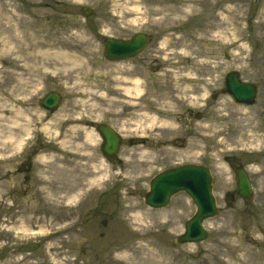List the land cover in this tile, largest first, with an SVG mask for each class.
Wrapping results in <instances>:
<instances>
[{"label":"rangeland","instance_id":"obj_1","mask_svg":"<svg viewBox=\"0 0 264 264\" xmlns=\"http://www.w3.org/2000/svg\"><path fill=\"white\" fill-rule=\"evenodd\" d=\"M170 1L0 0V114L8 117L0 120V264H128L129 260L119 255L123 254L119 246L126 234L117 228L124 231L125 226L132 233L139 225L145 228L151 223L155 224L151 235L160 246L192 264H229V241L252 245L254 253H264V158L251 169L253 195L247 200L235 198L231 205L226 197L233 184L229 170L233 116H243L237 120L248 134L255 120L250 116L258 111L257 124L264 131V0L204 2V12L213 6L210 35L224 47L214 53L187 50L188 57L190 54L198 60L197 66L189 62L181 73L190 72L195 77L172 81L169 90H160L158 87L167 81L156 78L168 70L177 77L185 66L178 60L186 49L180 43H169L168 37L202 21L193 13L181 20L189 18L183 26L168 28L165 22H158L164 9H155L164 8ZM80 6L93 8V14L85 16ZM127 10L131 13L123 15ZM27 30L38 32L39 38L52 35L44 46L36 48L41 59L36 63L23 60L15 46V37ZM138 31L150 34L149 51L154 52L149 53L153 61L146 69L133 66L131 61L105 58L104 37ZM28 63L35 64L28 67ZM232 70L257 84V99L250 108L240 107L225 91V74ZM135 78L142 84L138 91L133 89ZM107 81H111L110 88ZM50 89L63 93L55 112L37 102ZM7 96L11 99L4 103ZM74 98L83 100L73 103ZM109 102L112 110L102 113ZM189 104H196L200 116L193 117L191 128L186 126L181 131L183 123L178 115ZM21 109L27 116L22 117ZM30 117L38 124L30 122ZM104 120L123 135L120 164H109L104 158L109 164L105 167L102 138L95 129L96 122ZM17 121L28 127L22 128ZM7 130L19 132L16 141L7 138ZM182 132L188 133L191 148L202 149L201 155L178 153L175 145L176 149L163 148V152L175 153V161L183 162L182 157L186 162L211 167L219 212L205 221L208 239L174 246L184 222L196 210L195 203L181 191L168 206L153 208L139 191L148 187L159 167L176 163L166 157L151 166L155 162L150 158L158 152L152 146L170 142ZM142 136L148 139L145 145L133 141ZM247 136L250 143L257 142L250 139L252 134ZM262 137L264 142V134ZM28 153L36 154L32 166L18 172L17 162ZM73 161L77 170L72 191L67 192L69 184L64 176L66 171L71 173L68 166ZM59 168L65 173L63 177L56 173ZM96 177L101 179L92 181ZM113 183L117 190L109 191ZM57 187L63 190L58 192ZM77 192L80 195L73 199ZM43 195L63 203L62 215L52 208L28 210ZM139 215L142 221L137 222L135 216ZM23 228L29 230L23 232Z\"/></svg>","mask_w":264,"mask_h":264},{"label":"bare ground","instance_id":"obj_2","mask_svg":"<svg viewBox=\"0 0 264 264\" xmlns=\"http://www.w3.org/2000/svg\"><path fill=\"white\" fill-rule=\"evenodd\" d=\"M204 2H208V0H171L170 3H166L164 8H157L155 9L158 12H161L162 9H164V12L162 13V15H160V19H155L158 22H165L166 25L168 26V28L170 27H175V26H183L185 23H187L188 19L184 20L183 22H181V20L188 16V14H193L194 16L199 17L200 19H202L201 22H196L195 24H193V26L187 30H184L183 33L181 32L180 35H171L170 37H168V41L169 43H180V45L182 44L184 46V48L186 49L184 51L183 56H181V58L178 60L179 63L185 64V66H183L182 68H180V70L178 71L179 73H177V77H172L171 73L172 71H166L165 72V76H160L158 78H156V81L158 82H165V80L167 81L166 84L162 87H158V89L160 90H169L170 89V83L173 81L174 83H178L180 81H183L185 79V77L187 78H192L195 77L193 75H190V72H186V73H181V70L187 69V63H191L192 66L194 67L195 65L197 66V62L196 59L194 60L193 58H190V54L188 57V52L190 51L191 53L194 52V50L199 51L200 53H214L216 50H219L220 48L222 49L224 46H221V44L219 42H217L215 39V37H212L210 35V31H211V26H212V18L211 20L209 19V17H211L213 15V6L210 8L209 11H205V9H203V4ZM192 6V7H191ZM151 12V11H150ZM190 12V13H189ZM128 13H131L130 10L124 11L122 14L123 15H127ZM202 16V17H201ZM154 20V21H155ZM149 21H153V19H150ZM181 22V25H180ZM195 32H199L200 36H194L193 34ZM38 32L35 31H24L22 34H20L18 37L15 36H10L11 38L16 39L17 43L15 44V46L17 45L18 51L21 54V57H23L25 61L30 60V61H40L41 59L39 58L38 53L36 52V48L38 46H44L45 43H47L48 38L50 35H46L45 37L42 36V38H39V36L37 35ZM209 35V36H208ZM44 37V38H43ZM209 45H214L216 46L215 49L213 48H209ZM189 50V51H187ZM36 63V62H35ZM35 63H28L27 66L28 67H32ZM195 66V67H196ZM37 69L40 68L39 62H37L36 64ZM35 69L32 68L30 71H33ZM187 71V70H186ZM24 73H28L31 74L32 72H26L23 71ZM69 74V73H67ZM165 77V80H162V78ZM136 79V78H135ZM192 81L191 79H187L186 82H190ZM108 84H106L107 88H110L109 86H111V81H107ZM113 83V82H112ZM109 85V86H108ZM141 81L136 79L134 81V87L133 89L138 91L141 89ZM128 91V90H127ZM130 91V89H129ZM6 101L4 100V103H7V97L5 98ZM90 101V98L88 100L85 101V103H88ZM114 102V101H113ZM103 105H105V102L103 103ZM0 106L2 107V104H0ZM106 107L108 108H103V112L107 111V110H112V104L109 102V104H106ZM6 109V108H5ZM101 113V114H102ZM122 112H120L121 115ZM6 114H4V116H2L0 114V120L1 118H5L8 119L7 116H5ZM6 127L7 124L5 123ZM10 127V125H9ZM6 132V136L9 139H13L15 136L13 133L11 132ZM69 158H72L71 156L68 155ZM73 165L68 166V168H72L71 169V173L69 171H66V174L64 173V171H62L60 168L56 169V173L60 176L63 177L64 176V180L67 182V184H69V188H67V192H71L72 190V181H74L73 177H74V171L77 170V165L75 161L72 162ZM99 164V163H98ZM105 162H102V165H104ZM109 166V164L106 162L105 166ZM68 179V180H67ZM101 179V177H100ZM99 178H93L92 181H98ZM60 181H58L59 183ZM91 182V181H90ZM63 190L62 188L57 187V191L60 192ZM80 194L77 192L75 195H73V199L77 196H79ZM39 201V203H38ZM36 203L32 204L30 206V208L28 210H32L33 211H37L38 209H40L41 207H45V208H52L54 212H56L57 215H62V211H63V203L57 201V203L55 201H52L50 198H48L47 196H42ZM136 221H142V217L139 216H135ZM155 224H148L145 228L144 227H137L135 228L136 230H133V232L131 233L127 227L123 226V230L118 229L117 231L119 232H123V234H126L125 238V242L123 244H121L119 246V248L123 251H121L123 254L119 255H123L125 256L129 262L128 264H192L190 261L185 260V259H181V258H176L173 256V254L168 253V251L164 248H162L159 244V240L154 236L151 235L153 234L152 230ZM29 229L23 228V232H27ZM62 230V229H61ZM33 233V232H32ZM241 249H243L241 252H239ZM253 246L249 245V246H245L242 244H233L232 241H229V264H254V262L256 261L259 264H264V253H259L256 254L253 252Z\"/></svg>","mask_w":264,"mask_h":264},{"label":"water","instance_id":"obj_3","mask_svg":"<svg viewBox=\"0 0 264 264\" xmlns=\"http://www.w3.org/2000/svg\"><path fill=\"white\" fill-rule=\"evenodd\" d=\"M85 15H90L93 10L85 8ZM147 43V36L139 33L132 40H119L106 38L105 55L112 60L125 58L139 52ZM229 80V93L243 103H253L256 96V85L244 82L240 79L239 72L231 71L227 77ZM59 95L50 93L41 103L48 108H55L59 102ZM98 129L104 135V151L110 157L118 150L120 139L117 133L106 125H99ZM238 192L244 199L251 195L250 182L245 173H238ZM150 191H142L145 202L153 207H164L169 204L171 196L181 190H185L197 206L195 214L185 222V231L177 236L173 242L175 246L200 242L208 238L209 233L204 227V220L217 214L218 208L212 192V176L209 168L202 165L185 164L159 173L150 185ZM106 224V220L103 221Z\"/></svg>","mask_w":264,"mask_h":264},{"label":"flooded vegetation","instance_id":"obj_4","mask_svg":"<svg viewBox=\"0 0 264 264\" xmlns=\"http://www.w3.org/2000/svg\"><path fill=\"white\" fill-rule=\"evenodd\" d=\"M134 33L128 36H116L119 39H130L131 37H133ZM148 44L135 56L126 58L124 60H121L119 62H124V61H131V64L135 67H140L143 69H146L147 64L150 63V61L152 62V57L149 56V53H152V55H154V52H150L149 51V41H150V34H148ZM28 75H32V74H28ZM142 88V84L140 86ZM10 88V87H9ZM49 91H59L57 89H50L47 90L46 93H48ZM227 95L229 96V80L227 82V89H226ZM63 94V93H62ZM43 96L45 95H41L40 98L37 100L38 105L43 107L44 109L48 110L47 108H45L41 101L43 99ZM8 100L7 102H9V100L11 99L10 96H7ZM83 99H76L74 98L73 103H81ZM237 103V102H236ZM240 104V103H238ZM253 105V104H252ZM196 104L191 105L189 104V106L185 107L181 112L180 115H178V120H181V122L183 123L182 125H180L181 127V131H185V127L187 126L188 128H191L189 125L192 122V119L194 116H200V111L197 110L195 108ZM242 108H250L251 105L248 104H240L239 105ZM28 109H30V107H27ZM260 109H263V107H261ZM51 111V110H50ZM51 112H55V111H51ZM258 111H254V115H251V118H254L256 120H254V123L252 124V128L249 129L248 134H252L253 138H250L251 140H257L256 143L252 142L250 143L249 141V137L247 136V132L244 130L246 127L245 126H241L239 120H237V118H242V115H237L235 118L233 116V126H231L232 130L230 131V135H229V141H230V147H229V170H231V175L233 177V184H232V188L229 189V205H231V203L233 202V200L235 198H241V196L239 195L238 191H237V187H238V182H237V174L239 172H244L246 173V175L251 179H253L252 173H251V169L254 168V166H256L257 163H260V161L262 160V158H264V142H262L263 140V134L264 131L260 130L259 125L257 124V122L259 121V115H257ZM229 114V111H228ZM21 115L22 117L27 116L25 114V112L23 111V109H21ZM262 116V115H261ZM30 122L36 123V125L38 124V120L35 119L34 117H30L29 118ZM112 127H114L115 129L116 126H114L112 123L110 122H105L102 121ZM20 122L17 121V124H19ZM28 124V123H27ZM150 125H153V123H149ZM15 126V125H13ZM19 126H21L22 128H27L26 124L22 122V124L20 123ZM14 138L13 141H16V139L18 138L19 132H14ZM188 133L187 132H182L180 134L175 135L174 137L171 138V141H163L162 143L160 142L157 146H152L154 151H158L156 153H154L155 155L154 158H150V161H154L155 164L151 163V166H157L156 162H159L160 159L166 158V157H170L171 161H175V153H171V154H165L163 152V148H169V147H173V148H177L178 153L182 151V154H185L186 151H188L189 155H197L200 156L202 153V149L197 151V149L195 147H190L189 144V139H188ZM140 141L138 143H141L143 145H145L148 142V139L146 136H142V138H134L133 141ZM241 140V141H240ZM162 141V139H161ZM244 144V145H243ZM102 145V144H101ZM175 145V147H174ZM175 148V149H176ZM101 150H102V146H101ZM147 149H143V151H146ZM24 150H23V154H24ZM102 153L104 155V157H102V160L105 162L106 164V160L105 158V153L102 150ZM36 154L31 153V154H27V155H22L24 156L23 159H21L20 161L17 162L16 165V169L18 172H23L24 170L28 169V166L31 167L32 166V161L34 159V156ZM102 155V156H103ZM172 156V157H171ZM181 160H183V162L181 161H175V164H171V165H167V166H162L159 167L160 170L165 169L167 167L170 166H174L180 163H186L185 159L186 158H180ZM113 163H118L120 164V159L116 158L115 161L110 162L109 164H113ZM191 163H199V164H204L209 166L206 163H200V162H191ZM104 164V167H105ZM98 166H100L98 164ZM210 167V166H209ZM103 168V167H102ZM211 168V167H210ZM158 172V171H157ZM154 172L153 176L157 173ZM152 176V177H153ZM235 177V179H234ZM100 178V177H99ZM95 182V181H94ZM97 182V181H96ZM253 185V183H252ZM117 185L113 183L112 187L109 188V191H116L117 190ZM231 200V201H230Z\"/></svg>","mask_w":264,"mask_h":264}]
</instances>
